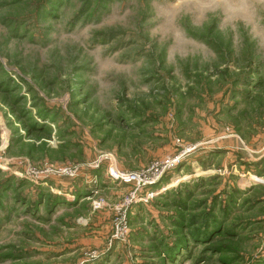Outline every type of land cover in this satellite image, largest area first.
<instances>
[{
  "label": "rangeland",
  "instance_id": "rangeland-1",
  "mask_svg": "<svg viewBox=\"0 0 264 264\" xmlns=\"http://www.w3.org/2000/svg\"><path fill=\"white\" fill-rule=\"evenodd\" d=\"M0 264H264V0H0Z\"/></svg>",
  "mask_w": 264,
  "mask_h": 264
},
{
  "label": "built area",
  "instance_id": "built-area-1",
  "mask_svg": "<svg viewBox=\"0 0 264 264\" xmlns=\"http://www.w3.org/2000/svg\"><path fill=\"white\" fill-rule=\"evenodd\" d=\"M173 161H156L147 169L138 172H122L113 170L112 176L115 180L136 186L137 189L153 185L155 181L163 176L172 166Z\"/></svg>",
  "mask_w": 264,
  "mask_h": 264
}]
</instances>
